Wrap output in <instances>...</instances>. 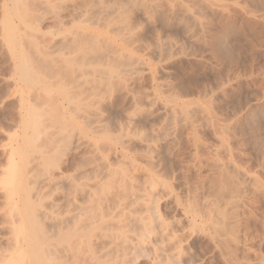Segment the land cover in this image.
<instances>
[{
    "label": "bare ground",
    "instance_id": "6f19581e",
    "mask_svg": "<svg viewBox=\"0 0 264 264\" xmlns=\"http://www.w3.org/2000/svg\"><path fill=\"white\" fill-rule=\"evenodd\" d=\"M88 1L4 6L1 41L20 123L3 151L0 264H183L189 238L202 232L200 216L191 205L181 209L170 183L142 164L155 163L154 143L130 133L138 123L136 98L125 126H112L104 108L112 86L128 96L130 78L153 73L139 54L149 49L140 26L154 24L161 0ZM168 2L172 12L182 0ZM186 12L194 21V12ZM47 20L58 23L55 32L42 31ZM179 26L194 37L187 23ZM169 100L163 107L173 129L185 115L174 108L181 99ZM83 149L88 164L75 160L64 170L67 157Z\"/></svg>",
    "mask_w": 264,
    "mask_h": 264
},
{
    "label": "rangeland",
    "instance_id": "374dc122",
    "mask_svg": "<svg viewBox=\"0 0 264 264\" xmlns=\"http://www.w3.org/2000/svg\"><path fill=\"white\" fill-rule=\"evenodd\" d=\"M9 4L0 0V180L7 164L3 151L20 123L13 68L1 41ZM180 5L172 14L168 0H161L154 24H141L149 49L139 54L153 73L130 78L128 96L118 84L107 94L104 90L111 94L104 108L115 120L112 126H125L136 98L142 110L130 133L154 143L155 163L142 164L153 165L170 183L181 209L191 205L201 217L196 227L203 233L189 238L183 264H264V0H182ZM186 11L194 12V21ZM71 14L64 12L62 20ZM183 21L194 37L182 31ZM57 26L47 20L42 31L53 33ZM155 95L159 101L153 103ZM175 97L181 99L175 110L183 108L185 116L172 129L163 106ZM85 151L71 153L64 170L75 160L88 164ZM3 200L0 191V228Z\"/></svg>",
    "mask_w": 264,
    "mask_h": 264
}]
</instances>
